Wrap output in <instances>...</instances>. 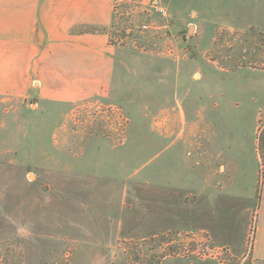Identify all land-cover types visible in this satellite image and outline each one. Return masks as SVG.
Wrapping results in <instances>:
<instances>
[{"label":"rangeland","instance_id":"1","mask_svg":"<svg viewBox=\"0 0 264 264\" xmlns=\"http://www.w3.org/2000/svg\"><path fill=\"white\" fill-rule=\"evenodd\" d=\"M161 1L117 7L115 98L27 109L19 165L0 162V264H264V0ZM214 197L237 216L251 198L243 252L209 232Z\"/></svg>","mask_w":264,"mask_h":264},{"label":"crops","instance_id":"2","mask_svg":"<svg viewBox=\"0 0 264 264\" xmlns=\"http://www.w3.org/2000/svg\"><path fill=\"white\" fill-rule=\"evenodd\" d=\"M120 2L127 0H0V162L18 164L28 134L27 109L116 97L119 52L109 42L108 30ZM215 199L213 206L219 204ZM247 199L240 200L245 206L238 216L230 209L222 215L225 209L215 205L208 221L213 239L237 252L247 247L251 198ZM232 200L225 199L224 205ZM256 221L253 258L264 261V181Z\"/></svg>","mask_w":264,"mask_h":264},{"label":"built area","instance_id":"3","mask_svg":"<svg viewBox=\"0 0 264 264\" xmlns=\"http://www.w3.org/2000/svg\"><path fill=\"white\" fill-rule=\"evenodd\" d=\"M152 7L157 13L166 15V10L164 9V6H162L161 0H152ZM143 27L144 29H148V26H143ZM254 235H255V231H254Z\"/></svg>","mask_w":264,"mask_h":264}]
</instances>
